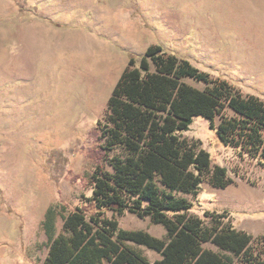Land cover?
<instances>
[{
  "label": "rangeland",
  "instance_id": "1",
  "mask_svg": "<svg viewBox=\"0 0 264 264\" xmlns=\"http://www.w3.org/2000/svg\"><path fill=\"white\" fill-rule=\"evenodd\" d=\"M134 30L264 100L254 74H264V0H0V264H43L52 237L64 230V215L92 195L96 163L89 150L97 141L90 130L106 115L128 50L142 55ZM225 113L237 115L231 108ZM183 137L210 153L212 170L224 166L232 179L218 187L206 173L196 193H181L193 204L189 213L227 210L226 220L238 228L264 234L259 156L222 142L202 116ZM54 150L64 154L60 172L48 162ZM104 165L112 169L110 160ZM108 215L122 228L167 238L151 216ZM125 245L148 264L161 257L143 244ZM253 247L264 260V241ZM234 264L246 263L235 258Z\"/></svg>",
  "mask_w": 264,
  "mask_h": 264
},
{
  "label": "trees",
  "instance_id": "2",
  "mask_svg": "<svg viewBox=\"0 0 264 264\" xmlns=\"http://www.w3.org/2000/svg\"><path fill=\"white\" fill-rule=\"evenodd\" d=\"M187 77L207 87L189 84ZM227 108L237 115H227ZM197 116L209 121L222 142L264 163V100L244 95L227 79L213 78L161 44L150 45L141 56L131 54L106 115L90 130L97 141L89 150L96 163L92 195L64 215V230L52 237L43 264H148L126 241L159 252L155 264H234L235 258L264 264L253 247L264 234L254 237L238 229L226 220V210H207L204 217L189 213L193 204L181 193H196L206 173L215 186L232 182L226 167L212 170L210 153L183 137ZM63 155L50 152L52 171L64 168ZM107 159L112 169L105 167ZM51 178L59 182L58 176ZM109 212L151 216L166 227L167 238L122 228Z\"/></svg>",
  "mask_w": 264,
  "mask_h": 264
},
{
  "label": "crops",
  "instance_id": "3",
  "mask_svg": "<svg viewBox=\"0 0 264 264\" xmlns=\"http://www.w3.org/2000/svg\"><path fill=\"white\" fill-rule=\"evenodd\" d=\"M134 27L135 26V24H131V23H129L128 24V27ZM134 33H136V32H138V36H137V42H138V45H139V47H142L143 48V51H142V55L145 53V51L147 50V48L150 46V45H153V44H158L157 42V40H155L154 38H152V37H148V39L146 40L145 39V33L142 31V32H140L139 33V31H136V30H134L133 31ZM132 50H128V58H127V62H126V66H125V68L128 66V64H129V59H130V55L132 54ZM134 54V53H133ZM124 68V69H125ZM124 69L122 70V72L124 71ZM122 72H121V74H122ZM120 74V75H121ZM120 77V76H119ZM119 79V78H118ZM118 79H117V81H118ZM256 79L259 81V84L258 85H261V84H264V83H262L261 81H260V79L259 78H257L256 77ZM261 83V84H260ZM114 88V87H113ZM113 90V89H112ZM263 91V90H262ZM259 92H260V90H259ZM112 93V92H111ZM254 94V93H253ZM234 192L236 191V190H233ZM249 191V190H248ZM227 211V210H226ZM228 212V211H227ZM229 213V212H228ZM237 227V226H236ZM238 228V227H237ZM238 229H241V230H244V231H246V232H248V233H250L251 234V232H250V229H248V228H238ZM253 235V234H252Z\"/></svg>",
  "mask_w": 264,
  "mask_h": 264
},
{
  "label": "bare ground",
  "instance_id": "4",
  "mask_svg": "<svg viewBox=\"0 0 264 264\" xmlns=\"http://www.w3.org/2000/svg\"><path fill=\"white\" fill-rule=\"evenodd\" d=\"M253 72H254V70H253ZM254 74L256 75L257 78L260 79L261 82L264 83V74L261 71H256V72H254Z\"/></svg>",
  "mask_w": 264,
  "mask_h": 264
}]
</instances>
